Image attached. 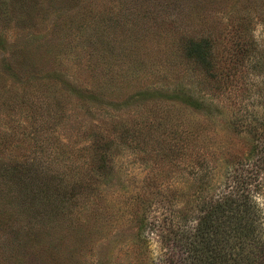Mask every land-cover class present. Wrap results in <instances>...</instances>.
<instances>
[{
  "label": "rangeland",
  "instance_id": "1",
  "mask_svg": "<svg viewBox=\"0 0 264 264\" xmlns=\"http://www.w3.org/2000/svg\"><path fill=\"white\" fill-rule=\"evenodd\" d=\"M234 184L264 232V0H0V264H151Z\"/></svg>",
  "mask_w": 264,
  "mask_h": 264
},
{
  "label": "trees",
  "instance_id": "2",
  "mask_svg": "<svg viewBox=\"0 0 264 264\" xmlns=\"http://www.w3.org/2000/svg\"><path fill=\"white\" fill-rule=\"evenodd\" d=\"M182 49L201 67L212 66L206 40L190 39ZM183 102L196 106L189 96H184ZM251 202L249 193L234 184L212 198L197 219L189 212L174 215V220L166 214L142 220L141 229L149 235L156 228L171 232L167 237L153 233L162 238L158 239L160 254L151 264H264L263 224L257 206Z\"/></svg>",
  "mask_w": 264,
  "mask_h": 264
}]
</instances>
